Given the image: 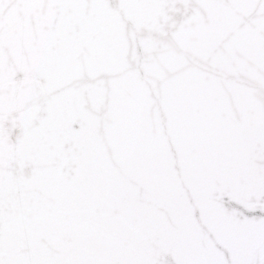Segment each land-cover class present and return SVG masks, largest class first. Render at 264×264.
<instances>
[{
	"label": "water",
	"instance_id": "obj_1",
	"mask_svg": "<svg viewBox=\"0 0 264 264\" xmlns=\"http://www.w3.org/2000/svg\"><path fill=\"white\" fill-rule=\"evenodd\" d=\"M0 264H264V0H0Z\"/></svg>",
	"mask_w": 264,
	"mask_h": 264
}]
</instances>
